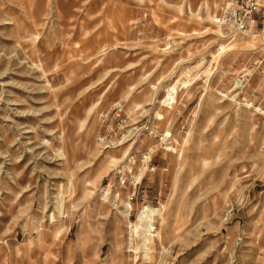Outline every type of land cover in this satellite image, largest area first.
<instances>
[{"label":"rangeland","instance_id":"374dc122","mask_svg":"<svg viewBox=\"0 0 264 264\" xmlns=\"http://www.w3.org/2000/svg\"><path fill=\"white\" fill-rule=\"evenodd\" d=\"M226 2L0 0V264H264V35Z\"/></svg>","mask_w":264,"mask_h":264},{"label":"built area","instance_id":"2783aa9c","mask_svg":"<svg viewBox=\"0 0 264 264\" xmlns=\"http://www.w3.org/2000/svg\"><path fill=\"white\" fill-rule=\"evenodd\" d=\"M219 22L236 32L264 35V5L259 0H228L221 9ZM124 185L136 184L134 179L121 178Z\"/></svg>","mask_w":264,"mask_h":264},{"label":"bare ground","instance_id":"6f19581e","mask_svg":"<svg viewBox=\"0 0 264 264\" xmlns=\"http://www.w3.org/2000/svg\"><path fill=\"white\" fill-rule=\"evenodd\" d=\"M246 35H247V34H246ZM236 84H237V83H236ZM237 85H238V84H237ZM238 86H239V85H238ZM233 99H235V100H236V96H234V97H233ZM135 180H136V181H138V179H135Z\"/></svg>","mask_w":264,"mask_h":264}]
</instances>
